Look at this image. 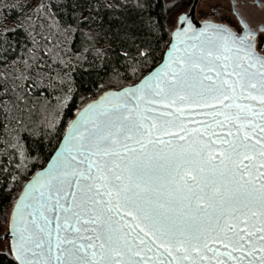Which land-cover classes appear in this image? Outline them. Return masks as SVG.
I'll use <instances>...</instances> for the list:
<instances>
[{
    "label": "snow or ice",
    "instance_id": "obj_1",
    "mask_svg": "<svg viewBox=\"0 0 264 264\" xmlns=\"http://www.w3.org/2000/svg\"><path fill=\"white\" fill-rule=\"evenodd\" d=\"M201 3L36 5L88 79L64 87L57 73L59 114L42 56L0 83L13 264H264V0ZM112 19L126 29L117 46Z\"/></svg>",
    "mask_w": 264,
    "mask_h": 264
},
{
    "label": "trees",
    "instance_id": "obj_2",
    "mask_svg": "<svg viewBox=\"0 0 264 264\" xmlns=\"http://www.w3.org/2000/svg\"><path fill=\"white\" fill-rule=\"evenodd\" d=\"M39 2L41 0H0V83H3L7 79L11 90V81L18 75L16 72L17 64L14 61L39 59L42 56L43 60L51 65V69L47 70H50L53 77L56 78L53 83L57 90L52 91L49 96L48 110L59 114L61 110L57 104L56 97L59 94L58 89L61 85L57 73H69L68 76L64 77V87L68 86L70 79H74L79 87L82 80L88 79V73L79 67L80 57L76 53L81 51V49H72L69 42L58 35V29L54 21L48 17L47 13L36 9V5ZM29 4H31L30 10L27 9ZM104 15L107 20V14L105 13ZM116 15H127L129 19L132 18L131 14L123 12H117ZM8 23H12V25L9 27L7 26ZM111 24L113 35L109 42L113 46H117L116 40L119 39L116 33L117 26H120V32L126 29L120 19H112ZM5 49H7V53ZM5 55H8L6 62L2 59ZM92 58L93 54H90L89 59L91 60ZM97 63H99L98 59ZM64 64L76 65L77 70L72 72L68 68H65ZM79 91L83 92V88H79ZM91 92L92 94H96V89L92 88ZM77 103H79L78 99ZM75 111L76 108L73 107L72 111L67 115L59 116L58 122L62 120L61 130L66 126L68 120L72 118ZM46 115L47 113L41 110L38 103L34 110L33 118L40 120ZM0 138L10 139V137H6L3 129H0ZM0 146H2V139H0ZM32 171H35V169ZM27 178H31L30 175ZM18 191L19 189L14 190L8 201L3 206H0V222H2L5 210L11 205V200L16 197ZM0 264H13V258L7 256L5 251H0Z\"/></svg>",
    "mask_w": 264,
    "mask_h": 264
},
{
    "label": "rangeland",
    "instance_id": "obj_3",
    "mask_svg": "<svg viewBox=\"0 0 264 264\" xmlns=\"http://www.w3.org/2000/svg\"><path fill=\"white\" fill-rule=\"evenodd\" d=\"M211 2L212 0H208V3H211ZM30 8H31V4H29V7L27 9L30 10ZM204 11H207L206 6L202 5L201 0H198L196 8H195V12H204ZM11 25L12 23H8L7 26L10 27ZM10 212H11V205L8 206V208L5 210L3 217L9 214ZM6 227L7 225L4 223V220L2 218V222H0V251H5V252H7V244H8V240L4 238Z\"/></svg>",
    "mask_w": 264,
    "mask_h": 264
},
{
    "label": "water",
    "instance_id": "obj_4",
    "mask_svg": "<svg viewBox=\"0 0 264 264\" xmlns=\"http://www.w3.org/2000/svg\"><path fill=\"white\" fill-rule=\"evenodd\" d=\"M197 2H198V0H192V4H194L195 6L197 5ZM196 8V7H195ZM194 12H195V9H194Z\"/></svg>",
    "mask_w": 264,
    "mask_h": 264
}]
</instances>
